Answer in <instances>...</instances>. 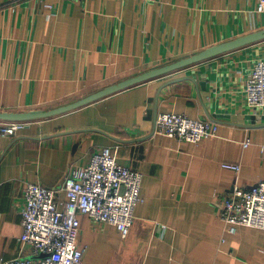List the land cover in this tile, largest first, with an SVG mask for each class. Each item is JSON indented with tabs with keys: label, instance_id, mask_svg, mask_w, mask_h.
I'll return each mask as SVG.
<instances>
[{
	"label": "crops",
	"instance_id": "1",
	"mask_svg": "<svg viewBox=\"0 0 264 264\" xmlns=\"http://www.w3.org/2000/svg\"><path fill=\"white\" fill-rule=\"evenodd\" d=\"M254 7L255 0H0V111L64 106L260 32L264 16ZM263 56L261 40L31 119L15 138L0 136V259H35L20 243L25 184L60 186L71 167L108 146L141 174L143 202L125 238L80 215L84 264H264V230L230 235L218 219L232 187L264 181V110L249 109L242 93ZM166 112L216 123L217 134L193 144L153 133Z\"/></svg>",
	"mask_w": 264,
	"mask_h": 264
},
{
	"label": "built area",
	"instance_id": "2",
	"mask_svg": "<svg viewBox=\"0 0 264 264\" xmlns=\"http://www.w3.org/2000/svg\"><path fill=\"white\" fill-rule=\"evenodd\" d=\"M153 2L157 0H151ZM254 10L264 16V0H255ZM242 93L245 104L255 113L264 110V56L252 66ZM27 121L0 120V136H18ZM153 133L179 142L197 144L203 138H214L218 126L203 119H190L184 114L166 112L156 117ZM249 140L243 141L247 148ZM117 148L103 146L89 161L71 167L63 183L46 187L39 182L23 187L21 210L22 246H32L35 259L19 256L1 258L0 264H84L85 249L79 245L80 215L88 214L97 224H108L125 238L134 223V208L143 202L140 194L141 174L116 160ZM264 159V149L261 150ZM225 170L237 174L240 165L222 163ZM65 192L66 198L60 194ZM218 219L223 231L234 235L239 227L264 230V181L247 189L232 187L220 198Z\"/></svg>",
	"mask_w": 264,
	"mask_h": 264
},
{
	"label": "water",
	"instance_id": "3",
	"mask_svg": "<svg viewBox=\"0 0 264 264\" xmlns=\"http://www.w3.org/2000/svg\"><path fill=\"white\" fill-rule=\"evenodd\" d=\"M261 40H264V30H260V32L246 35L243 38L230 41L223 45L213 46L210 49L199 52L193 56L180 59L178 62L164 65L163 67H160L158 69L146 71V73L131 77L130 79L116 83L113 86L96 90V92L89 94L85 97H82L79 100L74 101L72 103L64 104V106L48 109L47 111L44 110H31V112L0 111V118L5 120H12V121L15 120L29 121L34 118H47L48 116L63 114L64 112L74 110L82 105L96 101V99H99L101 97L112 95L115 92L130 88V86L147 82L148 80H151L155 77L163 76V74L178 71L179 69L189 67L191 65H194L195 63L202 62L214 56L242 48L245 45H250L260 42Z\"/></svg>",
	"mask_w": 264,
	"mask_h": 264
}]
</instances>
